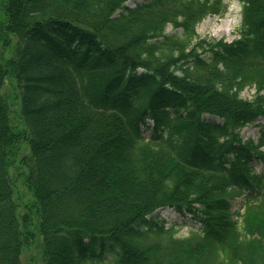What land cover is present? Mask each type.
<instances>
[{"label":"trees","instance_id":"obj_1","mask_svg":"<svg viewBox=\"0 0 264 264\" xmlns=\"http://www.w3.org/2000/svg\"><path fill=\"white\" fill-rule=\"evenodd\" d=\"M127 1L0 0V264L36 232L42 264H264V132L240 133L264 117V0H239L231 42L197 32L225 0ZM166 207L200 226L177 235Z\"/></svg>","mask_w":264,"mask_h":264},{"label":"rangeland","instance_id":"obj_2","mask_svg":"<svg viewBox=\"0 0 264 264\" xmlns=\"http://www.w3.org/2000/svg\"><path fill=\"white\" fill-rule=\"evenodd\" d=\"M147 0H128L126 2L129 6H135L138 2H144ZM228 3V9L223 14H209L197 25L198 34L209 40H219L224 39L228 42L233 41L238 37L237 29L242 22V3L239 0H225ZM168 32H176L171 24L167 26ZM181 32L180 29H178ZM209 56V53H205ZM13 84L11 79H7L3 86V93H5L13 105L12 119L13 122L19 120V104L14 101L13 98ZM255 87H247L242 91V96L246 98H253L255 96ZM264 93V91H263ZM16 102V103H15ZM208 119L219 120L217 116L207 115ZM145 128V127H144ZM151 129H144V135L148 136ZM244 139H253L256 142L260 139V136L264 132V117L258 118L256 121L247 124L240 130ZM264 149V146H263ZM22 154H30V148L28 143H22ZM263 165L261 162L256 163V170L262 171ZM20 170V171H19ZM22 168L12 167L10 169V175L13 179V184L15 187L14 197L16 202H18V213L22 215L25 212V204L33 199L31 192L28 190L24 183L22 174ZM248 197L242 194L232 201V208L234 210L238 209L243 211V206L247 203ZM156 218L161 221L165 220L166 227L172 225L178 230L177 235L188 236L193 230H196L200 226V222L192 216L190 213L181 214L174 207H166L158 209L154 212ZM236 217V215H235ZM42 240L43 237L40 233L36 232L35 239L32 243L25 246L21 255L22 264H42Z\"/></svg>","mask_w":264,"mask_h":264}]
</instances>
